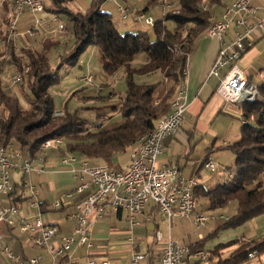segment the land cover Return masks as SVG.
Listing matches in <instances>:
<instances>
[{
  "label": "trees",
  "instance_id": "16d2710c",
  "mask_svg": "<svg viewBox=\"0 0 264 264\" xmlns=\"http://www.w3.org/2000/svg\"><path fill=\"white\" fill-rule=\"evenodd\" d=\"M51 1L55 8L44 7V11L65 17L74 42L73 52L61 58L62 63L74 65L87 48L96 47L105 75L114 76L123 70L125 93L119 99L118 112L124 123L109 131L93 132L76 113L55 115L48 93L58 80L48 59L53 45L45 43L39 50L19 48L16 51L12 40L0 30V147L12 144L14 150L32 161L38 157L44 142L61 139L65 143L58 151L60 155L66 152L78 161L123 169L117 167L114 158L130 152L139 137L152 132L172 111L173 100L185 82L192 44L217 21L218 11L224 9V0H177L175 7L168 6L161 16L154 17L150 37L142 31L120 33L111 15L101 10L106 0H92L83 11L74 6V0ZM162 1L149 0L141 15H147ZM1 10H4L1 25L7 26L13 8L5 0ZM139 54L145 55L146 60L135 67L133 62ZM4 65L21 73L19 86L26 109L8 89L3 79ZM151 76L157 81L137 83V79ZM256 90V98L239 105L240 137L227 147L234 156L235 172L213 189L205 191L197 187L194 190L195 198L205 199L206 211L231 212L216 231L240 228L264 214V81ZM232 246L235 248L229 257L218 260L217 264H246L249 254L254 253L255 257L264 254V240L235 239L215 249ZM195 248H189V255L199 251L201 244L197 243Z\"/></svg>",
  "mask_w": 264,
  "mask_h": 264
},
{
  "label": "crops",
  "instance_id": "0c3cea01",
  "mask_svg": "<svg viewBox=\"0 0 264 264\" xmlns=\"http://www.w3.org/2000/svg\"><path fill=\"white\" fill-rule=\"evenodd\" d=\"M233 1L235 0H224L223 8ZM41 2L45 8H55L51 0H48L49 4L46 6L42 0ZM91 2L92 0H74L73 4L77 9L83 11L89 7ZM148 2L149 0H115L114 6L116 12H118V17H120V21L117 22L119 26L113 21L120 33V29L124 30L122 33L131 32V30L138 32L141 30L140 27L142 25H146L141 13H143L142 11ZM167 2L168 0H163L160 3L157 9L160 11L159 15L165 9L163 4H168L166 6L169 7L175 5ZM103 4L101 10L104 9ZM251 6L254 8V13L252 14L254 19L259 20L264 18V0H251ZM118 7L128 8V14L132 16V20H128V14L126 19L123 20ZM157 10H149L147 16L151 17L150 14H155L154 17L159 16L156 14ZM222 10L224 9L218 11L216 20L221 18ZM104 12L109 13V11ZM109 14L111 15V13ZM3 15L4 10H1L0 28L4 26L3 24L1 25ZM60 17L47 10L33 15L25 12L17 24V34L11 39L15 49L32 48L39 50L45 43H50L53 45V48H58L61 44L66 45V43H63L66 38L62 36L63 33H61L59 26H62V23H64V25L66 24L69 27L70 34L65 31V33H68L67 38L72 37L70 36L71 26L63 20L58 21ZM54 22H60L61 24H57L55 28L53 26ZM32 25H35L36 29L33 35H29L26 33V30ZM5 28L6 26L2 30L3 34L6 31ZM235 31L236 29L232 26L224 34L222 41L209 39L204 33L193 42L183 84L186 90V108L183 120L180 129L175 134L166 136L162 140L163 150L157 160L158 167L176 165L182 177L196 180L199 178L201 169H206L204 167V160L210 161L208 148L203 144V140L208 134L216 136V131L212 129L214 123L223 118H238L242 124L239 105L226 102L216 93V89L226 69L219 72L218 76H209V71L217 57L219 49L223 43L226 44L233 38ZM250 38L251 46L247 47L242 53L238 65L248 74L249 83L257 88L264 81V32L255 31L250 34ZM214 140L211 143L212 150L214 148ZM233 142L226 143L223 141L222 144L227 148ZM59 150H53L54 152L52 150L47 151L43 156L44 163L38 160L39 156L32 159V169L29 173L12 171L11 183L14 187V192L12 191L11 195L0 194V207L11 203L17 207L19 216L26 220L39 216L44 224L56 225L59 229L56 237L57 241L61 236H66L72 232L74 221L70 219V215L74 212V206L84 200L91 191L87 189L80 193L75 192L78 181L71 170L72 168H76L77 165L76 163L72 166L62 165L59 162L61 156L58 153ZM114 162L117 167L125 168L129 162L128 152L116 156ZM196 164L198 166H195ZM227 169L229 170V167ZM218 185L221 184H217L216 186ZM197 187L204 190L199 184ZM32 194H34L36 205L32 204L34 200L31 196ZM66 194H70V197H66ZM56 201H60L62 205L58 208H53L52 205ZM206 207L207 205L204 206L205 209H199L198 212L209 214L206 211ZM219 218L222 219V216ZM211 219H213L212 216ZM138 221L139 225L129 231L127 215L124 211L113 212L107 210L102 218L96 219L90 224L93 243L91 255L94 258H108L110 264H132L133 256L139 254L143 255V259L139 260L137 264H159L161 249L167 241H173L185 245L192 250L196 249L197 243L201 244V248L197 252H203L206 258L201 260L195 251L194 254L188 256L187 264H217L218 260L228 258L235 246L215 249L216 247L225 245L235 239L243 242H259L264 240V214L237 228L239 233L235 239L224 243H209L212 245H209L208 248L206 247V242L216 240L219 237V231H216L219 225L216 229L214 228V230L207 232L205 236L202 229L199 232H195L191 228L193 224L189 219L167 222L152 206H147L143 214L138 218ZM3 228L5 229L2 232L3 245L6 247L9 236L12 242L16 244L17 239H14L13 234H28L20 232L17 228ZM198 234H201L203 238L201 241L197 240ZM158 236L160 239H158ZM129 238L131 241L128 240ZM21 253L22 256H26L22 249ZM225 254H227L226 257L224 256ZM262 257H264V254L250 259L246 264H264L260 261ZM76 259L79 263L85 262L86 255L84 250L80 249L77 251ZM254 260H257V263H254Z\"/></svg>",
  "mask_w": 264,
  "mask_h": 264
},
{
  "label": "built area",
  "instance_id": "2783aa9c",
  "mask_svg": "<svg viewBox=\"0 0 264 264\" xmlns=\"http://www.w3.org/2000/svg\"><path fill=\"white\" fill-rule=\"evenodd\" d=\"M6 2L13 8V13L6 26V28H13V35H6V31L3 34L8 40L17 34V24L25 12L33 15L44 11L41 0H6ZM4 4L5 0H0V10ZM163 6L166 7V4ZM118 11L121 18L126 19L129 9L118 7ZM253 13L251 0H235L224 8L221 18L209 26L208 38L218 41H222L224 34L232 26L236 29L233 38L228 43L222 44L209 71V76H218L219 72L226 69L216 93L226 102L236 105L242 103L246 97H253L255 88L249 83L248 74L238 65L242 53L251 46L250 34L255 31L264 32V18L256 20ZM143 19L146 25H152V17ZM35 29V25H32L26 33L33 35ZM59 29L65 31L63 26ZM85 81L92 84L91 78H86ZM21 82V73L15 72L11 77V85L17 86ZM185 92V86L182 85L180 96H176L173 113L166 116L164 120H160L152 132L143 135L148 136L147 147H139L140 139L137 140L136 146H131V151L128 152L129 162L125 168L114 170L103 164L77 162L70 158L68 153L60 156L59 162L62 165L72 166L75 163L77 165L71 170L78 181L75 192L91 190L84 200L74 206V212L70 215V219L74 221V228L70 234L61 236L57 241L59 229L56 225L44 224L39 216L27 221L19 216L15 205L0 207V264H39L41 261V257L14 256L3 245L1 225L28 233L32 244L44 249L51 256L52 264H58L59 261L60 264H110L108 258H94L91 255L93 243L90 224L102 218L107 210L124 211L127 215L129 231L139 225L138 218L147 206L156 209L167 222L189 219L194 226L203 228L211 216H206L197 210L194 195V190L198 186L197 181L182 177L176 165L166 167L157 165V160L163 150L162 140L180 129L186 108ZM63 146L61 139H53L48 146H41L38 160L44 163L43 156L47 151L59 150ZM3 149H12L17 152V162L6 161L2 157ZM31 169L32 165L27 164L26 157L14 150L12 144L0 147V194L12 193L14 188L11 183L12 171L29 173ZM206 169L214 172L215 164L212 161H206ZM31 196L34 199L32 204L36 205L34 194ZM66 197H70V194H66ZM61 205L60 201H56L52 207L58 208ZM222 219L226 220V217ZM158 239H160L159 236ZM202 239L201 234H198L197 240ZM128 240L131 241L130 238ZM80 249L84 250L86 255L84 263H79L76 259V253ZM196 254L201 260L206 258L203 252ZM188 256L187 246L167 241L160 251L159 264H187ZM248 257L254 258L255 254L251 253ZM141 259L143 255L135 254L132 264H137Z\"/></svg>",
  "mask_w": 264,
  "mask_h": 264
},
{
  "label": "rangeland",
  "instance_id": "374dc122",
  "mask_svg": "<svg viewBox=\"0 0 264 264\" xmlns=\"http://www.w3.org/2000/svg\"><path fill=\"white\" fill-rule=\"evenodd\" d=\"M42 1L45 6L49 4L48 0ZM176 1L177 0H168L167 3L175 4ZM114 4L115 0H106V2H104L103 4L104 9L102 10L109 11V13H111V16L113 17V20L117 23L120 21V17H118L119 15H117L118 12H116ZM158 8L159 6L155 7L152 10H157ZM168 9L169 7L166 6L164 11ZM164 11H162V13ZM156 14L159 15L160 11L157 10ZM150 15L154 19L155 14ZM145 17L149 16L143 15L142 19ZM62 20L65 23L67 22L65 17L61 16L58 21ZM128 20H132L131 15H129ZM59 23L60 22H54L53 26L56 28L57 24ZM62 24L64 25V23ZM68 28L69 27L66 26V24L63 26V30L67 31L70 34ZM140 28V31L146 33L149 37L153 34L151 25H142ZM0 29L1 31L4 30V26ZM120 30L121 33L124 32L123 29ZM65 31H61V33H63L62 36L66 38L65 41H63V43H66V45L61 44L58 48L52 47L50 53L48 54L49 64L58 76L57 83L51 86L48 91L50 97L53 100L55 113H60L59 115L57 114L58 116L62 115V112L69 114L76 113L79 120L86 124L87 127H91V131L93 132L109 131L111 129L120 127L124 123V119L118 112L120 103L119 99L123 97L125 93V83L122 78L123 70H119L114 76L105 75L101 67L100 53L98 48L96 47L87 48L78 57L74 65L62 63V60L67 58L74 49V42L71 37L67 38L68 33H65ZM135 31L136 30H131V32ZM145 60V55L139 54L135 57L133 65L135 67H139L145 62ZM4 67L3 79L6 83H8V89L10 90L11 94L18 99L19 105L22 108L26 109L28 106L25 104L21 96V86L11 85V77L13 74H15L14 69L6 65H4ZM156 76L160 78L159 73H157ZM86 77L91 78L92 84L86 83ZM156 81L157 78L153 76L149 78L141 77L140 79H137V83H153ZM241 125L242 124L238 118H223L217 120L212 127V129L217 133L216 136H211L210 134H208L203 140V144H205V146L208 148V157L210 161H212L216 166L213 173H210L205 168L201 169L199 178H197L196 181L204 190H210L216 187L217 184H223L225 180H227L228 176L231 173L235 172L234 157L231 151H229L222 143L223 141H225L226 143H231L235 141V139L238 140L240 137ZM213 140L214 148L212 150L211 143ZM63 142L65 143V140H63ZM76 161L80 162L78 160ZM217 163L221 165H218ZM195 166H198V164H196ZM227 167H229V170L227 169ZM196 201L198 211L199 209H205L204 206L206 205V201L203 197L198 196L196 198ZM8 205L13 204L9 203ZM205 215L209 217L212 216L213 219H210V221L208 220L209 222L207 221V225L205 224L203 228H198L194 225H192L191 228H193L195 232H199L202 229L203 234H205L206 236L207 232H210L211 230H214V228L216 229L218 225L220 226L221 224H223L224 221L223 219L219 218L220 216L228 217L231 215V212L217 210L209 211V214L206 213ZM31 220L32 219H27V221ZM3 227L5 226L1 225L2 232H4L5 230ZM238 233L239 231L237 229L221 230L219 231V237L216 240L206 242V247L208 248L209 245H212L209 243H224L233 240L236 238V236H238ZM13 235L14 239H17L16 244L12 242L9 236V239L7 240V248L14 256L20 255L21 258L41 257V261L39 262V264H52L51 256H49L44 249L35 247L30 242V235H18L17 233L16 235ZM21 249L26 255L25 257L22 256ZM226 255L227 254H225L224 256L226 257ZM260 261L264 263V257L260 258ZM254 263H257V260H254Z\"/></svg>",
  "mask_w": 264,
  "mask_h": 264
},
{
  "label": "bare ground",
  "instance_id": "6f19581e",
  "mask_svg": "<svg viewBox=\"0 0 264 264\" xmlns=\"http://www.w3.org/2000/svg\"><path fill=\"white\" fill-rule=\"evenodd\" d=\"M6 35H13V28H6ZM205 35L209 37V28H207V30L205 31ZM181 90H182V86L179 88V91H178V93H177L176 96H180ZM257 95H258L257 94V90H256V88H254V90H253V97L256 98ZM253 97H246V98H244L242 100V103H239V105L245 104L246 102L252 101L254 99ZM175 102H176V97L173 100L172 107L174 106ZM172 113H173V110L168 115H166V116H170ZM56 115H57V113H56ZM164 118L162 120H164ZM138 139H140L139 140V147H147V145H148V136H142V137H139ZM137 140L134 142V145L133 146H136ZM50 143H51V141H46V142H44L42 144V146H48ZM2 157L5 158L6 161H8V162H17V152L13 151L12 149H3L2 150ZM69 157L72 158V159L77 160V158H74L73 156H69ZM80 162H87V161H80ZM27 164L28 165H31V161L28 160V159H27ZM205 167H206V162H205Z\"/></svg>",
  "mask_w": 264,
  "mask_h": 264
}]
</instances>
